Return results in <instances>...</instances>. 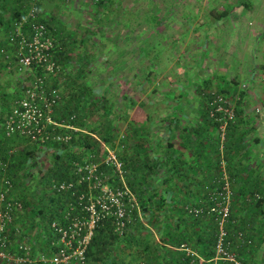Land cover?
I'll use <instances>...</instances> for the list:
<instances>
[{
  "label": "trees",
  "instance_id": "trees-1",
  "mask_svg": "<svg viewBox=\"0 0 264 264\" xmlns=\"http://www.w3.org/2000/svg\"><path fill=\"white\" fill-rule=\"evenodd\" d=\"M113 1H94L92 7L94 12L92 21L94 22L93 24H88L86 31H84L85 33L80 35L77 29L65 27L66 25L60 19L57 20L52 15L46 16L48 11L44 8V0H0V23L4 25L3 28L5 29V38L0 40V48H5L9 55L7 59L6 56H0V71L2 69H9L11 65L8 62L11 60L12 53L15 50V42L10 37L14 23L22 20L31 8L35 7L38 19L46 24L50 33L55 38L56 47L54 54L56 60L62 66L59 75L50 76L46 79L49 88H63L64 94H66L62 95V100L55 106L54 118L59 123L65 121L67 122L66 124H72L78 128V130H70L66 127H57L55 134H71V139L67 142L54 140L42 146L32 143L25 137L18 135L7 136L5 121L12 107L6 116L4 115L5 113L1 115L0 160L9 163L8 172L13 180V186L8 193L7 201L16 199L22 202L23 210L16 212L14 221L6 229L8 240L3 250L9 253L11 259H3L0 264H29L23 262L17 263L14 260V257L17 258L24 255L25 252L20 247L22 244L32 247V257H39L43 254L52 256L63 246L60 243V234L52 226L54 222L67 227L76 218L88 220L90 213L84 210V206L91 204L92 201L95 202L97 209L101 210L100 204L97 203L101 189H96L93 181L80 179V176L76 173L78 165L88 163L98 164L96 176L102 177L103 184H107L111 189L129 188L131 193L137 198L139 208L133 210L132 218L121 232L117 230L116 217L114 215L101 214L95 220L92 235L85 248V260L84 262L78 261L79 264H163L159 263L160 259L157 258H154L153 262L146 263L143 260L136 261L137 257L135 258L134 255L132 259L124 255L125 248H128V246L133 248L132 243L135 242L138 245L144 238V223L150 224L154 228L155 235L159 236V240H167L176 248L169 255V257L176 258L173 264H197V262H193L194 257L188 256L185 251L180 249L182 243H187L193 247L198 255L204 259V264H226L221 260L215 259L218 233L215 214L205 213L200 217H195L189 212L187 206L192 205L205 208L204 205L193 201L181 202L168 200L167 198V190L165 188L169 187L176 191L177 185L173 184L172 180L177 181L182 172L178 167L177 159L161 156V148L165 146L162 143L163 136L160 133L161 131L156 130V132L160 133L156 136V141L152 137L154 131L152 120L154 117L149 116L147 121L141 125L130 121L122 133H119L120 128L115 129V127H111L102 136V140L106 147H109V150L115 148L117 152L116 156L122 163L121 171L115 165L101 161L103 160L101 157L102 143L94 137L95 129L92 131L88 129L85 115L87 109L90 110V113H94L100 110V108L107 114L109 112V101L106 98V94L101 97L102 99L93 97L95 90L84 83H79L78 78L83 79L88 75V64L93 56L90 48L97 46V42H94L93 37L98 36L101 44H104V41H106L105 25L110 24L107 22V14L111 12ZM129 14L131 16L123 20L125 21L124 29L129 32V34L127 32L128 35L126 34V37H123L128 49L131 42L127 38L134 31V23L136 22L134 20L135 13L129 10ZM220 15L222 17L225 16L222 12ZM56 21L60 23L57 24L55 23ZM154 24L159 28L162 22H155ZM115 29L118 30L119 27ZM107 30H112V27L110 26ZM86 34L88 35L85 36ZM113 38L116 39L115 37ZM145 38L141 43L138 42L137 49L148 70L153 64V58L151 57V51H147V55L145 53L148 44L150 46L153 43L149 38ZM75 45H78L79 48L81 47V51L77 54L76 59L70 54ZM123 54L125 53L123 52ZM73 59L77 64L76 71L68 70V66L71 63L73 66ZM35 70L39 74L42 72V68L40 67H37ZM25 88L27 87L24 86ZM221 93L229 95L224 91ZM7 95L4 93L0 99L3 98V101H6L8 99ZM213 96L215 94L212 92L204 93V102H202L201 110L207 116L209 125L216 126L219 133L220 123L217 119L222 114L216 113L214 117L211 116V111L214 110V107L211 105ZM67 98H69L68 102L65 101ZM177 99L178 102H171L169 104V113L181 112L186 106L180 97H177ZM235 102L237 103L235 105L236 115L234 120L229 122L225 141L222 142L220 136H218L219 156H223L224 160H226L225 151L229 143L228 130L237 118L240 100L235 99ZM72 116H74L73 119H71ZM123 116L124 113L119 116L118 120L120 121V117ZM119 121L116 122L117 125H119ZM171 122L175 127L178 126V120L174 119ZM117 137L118 143H115ZM18 138L25 139L32 145L25 146L18 153H15L14 151L17 148L14 146V142ZM167 146L171 148L173 147V143L168 141ZM48 148L54 149L53 161L42 170L37 158L41 155V152L46 151ZM37 168L41 169L38 171ZM164 170H167L168 173L164 174ZM218 171L220 172V165H218ZM36 172L38 173V182L37 185H34L33 189L35 191L30 193L28 192L30 190L29 184H31V180L36 175ZM218 175V182L214 186H211V188L217 189V193L223 191L224 185L223 176L220 173ZM63 182L67 184L71 183L72 185L69 188L60 189L58 184ZM257 193L259 192L252 195V201H261V199L257 200L254 198ZM207 202L209 206H213L215 199L211 196V199ZM168 204L172 205L175 213L169 214L165 210ZM179 210L180 213H177ZM139 214H143V219L139 217ZM206 217H210L214 221L211 228L203 234L196 235L195 229ZM235 225L231 210V218L227 226L232 239L234 238V233L239 230H235ZM85 234L86 230L83 235ZM254 245L255 242L253 245L248 246L253 247ZM236 249L238 252V248ZM154 251H156V253L154 252L156 257H159L157 250L155 249ZM118 257H120V260ZM73 261L75 259L69 264Z\"/></svg>",
  "mask_w": 264,
  "mask_h": 264
},
{
  "label": "crops",
  "instance_id": "crops-1",
  "mask_svg": "<svg viewBox=\"0 0 264 264\" xmlns=\"http://www.w3.org/2000/svg\"><path fill=\"white\" fill-rule=\"evenodd\" d=\"M221 12L225 16L222 17ZM200 13L188 17L189 22L193 21L191 25L180 28L176 34L184 43L191 36L196 39L199 54L206 43L208 48L211 47L209 53L203 51L206 60L197 57L190 66L186 65V61L181 68L183 72H190L186 76V88L178 93L181 101L188 104V110L164 112L160 118L165 146L161 148V156L177 159L182 172L177 181L172 180L177 185L176 191L165 188L167 198L198 202L209 210L211 206L207 201L217 190L211 186L218 182L219 173L223 176L222 161H226L232 183L231 210L235 230H245L255 242L253 247L241 243L236 248L245 264H264V82L261 80L264 66V0H225L221 11L214 8ZM211 42L222 43L223 60L213 53L214 44L211 45ZM3 71L6 72L2 70L0 73ZM243 85H246L245 88H242ZM9 90L14 91L13 87ZM216 91H224L232 99L239 97L240 100L237 118L228 130L226 160L219 156L218 130L216 126L209 125L207 116L201 110L204 93ZM174 119L178 120L177 127L171 122ZM167 140L173 143V147L167 146ZM165 173H168L167 170H164ZM256 192L262 195L259 202L251 200ZM165 210L169 214L175 213L170 204ZM139 217L143 219V214ZM213 222L206 217L195 229V234L208 231ZM143 235L144 240L138 245L132 243L133 248H125L124 255L129 259L134 255L136 261L146 263L153 262L154 258L160 259L159 263H174L176 258L169 257L176 249L173 244L159 240L154 228L147 223H144ZM155 249L159 257H156Z\"/></svg>",
  "mask_w": 264,
  "mask_h": 264
},
{
  "label": "rangeland",
  "instance_id": "rangeland-1",
  "mask_svg": "<svg viewBox=\"0 0 264 264\" xmlns=\"http://www.w3.org/2000/svg\"><path fill=\"white\" fill-rule=\"evenodd\" d=\"M94 1L96 0H44V8L48 11L46 16L52 15L55 19H60V21L66 25L65 27L77 29V32L82 35L87 29L86 26L94 22L92 21V15L94 14L92 7ZM224 1L225 0L113 1L111 12L107 14V22L110 24L105 25L106 41H104V44H101V40L98 39V36L93 37L94 42H97V46L90 48V51L93 52V56L88 64V75L86 78H83L84 80L78 78L79 83H84L95 90L93 97L102 99L101 97L106 94V98L109 101V112H107V114L100 108V110L94 113H90V110L87 109L85 115L88 129L91 131L95 129L94 137L102 143L101 157L103 160L101 161L107 162L112 155L116 156L117 153L115 148L109 150V147H106L102 140V136L105 135L111 127H115V129L120 128V132H118L122 133L124 132L123 129L130 121L137 122V124L141 125L152 115L154 117L152 122L154 123L153 129L155 131H153V139L155 140L156 136L162 132V122L160 121L161 114L168 112L169 104L171 102L175 103L178 100L177 97L178 93L181 91L180 89L183 88L184 90L187 85L186 82L188 78L186 76L190 72H183L181 68L185 66L186 61H188L186 65L190 66L194 62V58L199 57V59L203 58L204 60V52L209 53L211 48H208V44L206 43L205 48L201 47L204 52L202 51L199 54V48H197L199 46H197L198 43L196 39H192L191 36L190 40H186L185 38L187 42L184 43L181 37L176 34L180 28H188L191 25L190 22L193 21L189 22L188 17L195 16L196 14L201 15V11H208L214 8H218V10L221 11ZM129 10L135 13L134 20L136 22L134 23V31L130 34L129 38H127L132 45H130L128 49L123 38L126 37L128 32L124 29L125 21L123 20L131 16ZM155 22H162L161 27L158 28V26L154 24ZM55 23L59 24L60 22L56 21ZM3 26L4 25L0 23V40L3 38V33L5 32ZM110 26L112 30H107ZM117 27H119L118 30L115 29ZM150 28L152 29L147 30ZM115 31L116 34L114 35ZM87 35L88 34L85 36ZM145 37L149 38L153 43H150V46L148 44L145 53L147 55V51H151V57L153 58V64L148 70L143 62L144 60L142 61V57L139 56V50L137 49L138 42L141 43L144 41L146 39ZM212 43L213 42H211V45ZM213 44V53L220 56L218 57L219 60H223L225 53L222 43L214 42ZM80 51L81 47L79 48L78 45H75L70 54L76 59ZM123 52L125 54H123ZM71 64L68 66V70L71 69L76 71V61H73V66ZM65 69L67 70V68ZM5 71L6 72L3 71L0 73V98L6 93L8 94V99L6 101H3V98L0 99V117L3 113H5L4 115L6 116L9 109L13 106L14 101L22 94L24 86L28 87L34 77L30 70L19 73L10 67ZM245 86L246 85H243L242 88H245ZM12 87L14 90L13 92L9 90V88ZM59 92L61 97L62 95H66L64 94L65 91L63 88L59 89ZM221 92L222 91H216V93ZM236 100H239V97H237ZM65 101L68 102L69 98L65 99ZM232 102L233 105H237L235 99H232ZM70 103L72 104L71 101ZM187 106L188 104L184 107L185 111L188 110ZM123 113L124 116L120 117L121 120L119 121V116L123 115ZM118 121L119 125L116 123ZM156 130L161 132L158 133ZM115 143H118V137L115 139ZM30 145L32 144L29 141L18 138L14 142V146L17 148L14 152L18 153L23 147H28ZM105 148L108 150H105ZM40 154L41 155H39L37 159L39 166L44 170L53 161L54 149L48 148ZM110 164L113 165L111 162ZM41 168H37L38 171ZM37 179L38 173L36 172V175L31 180V184H29L30 190H28V192L33 193L35 191L33 188L34 185H37ZM71 264L79 263L78 260H75Z\"/></svg>",
  "mask_w": 264,
  "mask_h": 264
},
{
  "label": "built area",
  "instance_id": "built-area-1",
  "mask_svg": "<svg viewBox=\"0 0 264 264\" xmlns=\"http://www.w3.org/2000/svg\"><path fill=\"white\" fill-rule=\"evenodd\" d=\"M36 8L32 7L29 13L19 21L14 23L11 32V40L15 42V50L12 53L11 60L8 62L14 70L23 73L30 70L33 74L31 84L25 88L12 106L10 113L5 121V132L9 137L21 136L29 139L37 145H46L50 141H64L71 139V134H55L57 127H66L70 130H78L72 124L67 122L59 123L54 118V108L59 104L61 95L59 89L49 88L46 79L50 76L59 75L61 73V65L55 58L54 49L56 47L55 38L50 33L46 24L38 19ZM28 26V27H27ZM0 56L9 57L5 48H0ZM42 68L39 74L36 68ZM261 80L264 82V66L261 71ZM211 105L214 110L211 116L216 113L222 114L217 119L219 121V136L223 142L226 138L227 127L229 122L233 121L236 115V108L233 105L232 98L222 93H214ZM74 116L71 117L73 119ZM65 123V124H64ZM111 160V161H110ZM112 163L121 171L122 163L115 155L109 158L107 163ZM98 164H80L76 173L80 179L93 181L96 189H101V194L97 198L101 210L96 207L95 202L84 206V210L90 213V218H76L67 227L57 222L53 223V228L60 234L61 248L52 256L43 254L39 257L31 256V246L22 244L20 247L24 250V255L14 257L17 263L29 264H69L72 260L84 262L85 248L92 235L95 220L102 214H112L116 217L117 230L122 231L127 222L132 218V212L138 208L137 198L129 188L111 189L107 184H103L102 177L96 176ZM223 169V191L212 194L215 199L214 205L206 210L204 207L188 205L187 209L195 216L200 217L203 214H212L216 216L218 224V233L216 241V260H221L226 264H244L237 252V245L245 243L253 245L254 240L245 230L239 229L234 233V238L230 237L229 228L227 226L231 218L232 206V183L226 170V161H222ZM9 163L0 160V263L3 259H11L8 252L3 250L6 246L8 237L6 229L15 219L16 212L23 210L22 202L14 199L7 201L8 193L13 186V180L9 176ZM95 179V180H94ZM60 189L69 188L72 184L65 182L59 183ZM255 199H261V194L257 193ZM86 230V234L83 235ZM180 248L186 252L188 256L194 257L193 262L204 264V259L187 243H182Z\"/></svg>",
  "mask_w": 264,
  "mask_h": 264
}]
</instances>
